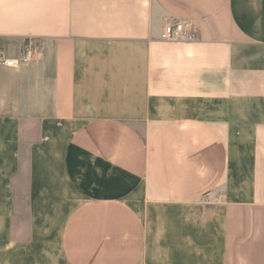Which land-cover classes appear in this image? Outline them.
Returning a JSON list of instances; mask_svg holds the SVG:
<instances>
[{
    "label": "crops",
    "instance_id": "obj_1",
    "mask_svg": "<svg viewBox=\"0 0 264 264\" xmlns=\"http://www.w3.org/2000/svg\"><path fill=\"white\" fill-rule=\"evenodd\" d=\"M28 42L0 63L5 252L264 264V0H0V55Z\"/></svg>",
    "mask_w": 264,
    "mask_h": 264
},
{
    "label": "built area",
    "instance_id": "obj_2",
    "mask_svg": "<svg viewBox=\"0 0 264 264\" xmlns=\"http://www.w3.org/2000/svg\"><path fill=\"white\" fill-rule=\"evenodd\" d=\"M195 33L187 28L185 21H169L163 30L162 39L177 40L181 38H193ZM37 46L28 42L24 45L22 52L17 57H5L0 55V63L7 67L19 68L36 60Z\"/></svg>",
    "mask_w": 264,
    "mask_h": 264
},
{
    "label": "rangeland",
    "instance_id": "obj_3",
    "mask_svg": "<svg viewBox=\"0 0 264 264\" xmlns=\"http://www.w3.org/2000/svg\"><path fill=\"white\" fill-rule=\"evenodd\" d=\"M24 221H26V219ZM23 225H24V222H23ZM26 234L27 235L29 234L28 229L23 230L22 234H21V231H17L16 236L17 238H20V235H24L23 237L26 238L27 236ZM11 247L12 248H8V250L5 252L4 244L2 242L0 243V264H36L34 260L36 258V254L27 253L29 251H26V250H24L25 254L23 255L22 258H20L19 254H17L16 260H14L13 254H12L13 252L11 250L17 248L18 246H15V244H13ZM29 250H33V249L29 248ZM54 252H57V251L54 249ZM27 254H30V256H28ZM29 257H31V260L29 259ZM54 259H55L54 263L55 262L58 263V261H60L59 253L54 254ZM38 264H46V261L39 262Z\"/></svg>",
    "mask_w": 264,
    "mask_h": 264
}]
</instances>
